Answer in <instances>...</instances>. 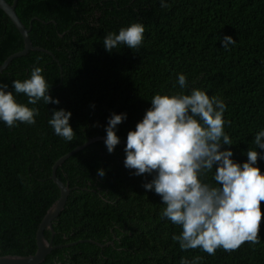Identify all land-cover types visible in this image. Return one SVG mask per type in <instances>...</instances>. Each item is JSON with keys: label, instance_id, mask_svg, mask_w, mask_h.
I'll return each mask as SVG.
<instances>
[{"label": "trees", "instance_id": "1", "mask_svg": "<svg viewBox=\"0 0 264 264\" xmlns=\"http://www.w3.org/2000/svg\"><path fill=\"white\" fill-rule=\"evenodd\" d=\"M9 5L13 0H5ZM17 0L15 13L34 47L0 72L18 102L13 80L29 78L34 67L51 86L59 104L42 101L35 125L9 128L0 122V257L29 256L35 234L59 190L50 180L53 164L74 148L106 136L112 113H126L117 127L120 140L134 130L157 92H180L177 75L209 97L222 98L225 132L233 142L236 162L255 150L254 137L264 128V0ZM132 23L145 28L137 50L121 45L105 51L103 39ZM236 43L226 49L221 41ZM24 47L18 30L0 10V66ZM94 105V107H93ZM53 109L72 113V142L53 133ZM125 145L113 153L96 141L69 157L56 171L70 189L65 207L52 222L53 246L42 264H264V201L260 202V242H244L237 250L223 248L210 256L201 248L183 251L174 235L182 229L161 218L165 207L143 184L152 177L134 176L124 167ZM258 152L264 151L257 149ZM264 174V160H258ZM105 176L98 175V169ZM212 174L208 176L211 182ZM50 238V232H44ZM53 254V258H52ZM51 257L52 261L48 258Z\"/></svg>", "mask_w": 264, "mask_h": 264}, {"label": "clouds", "instance_id": "2", "mask_svg": "<svg viewBox=\"0 0 264 264\" xmlns=\"http://www.w3.org/2000/svg\"><path fill=\"white\" fill-rule=\"evenodd\" d=\"M161 7H170L160 0ZM145 28L142 23H132L116 32H108L103 39L106 52L112 53L121 45L137 50L142 46ZM224 48L236 41L230 36L221 41ZM42 68L34 67L29 78L12 82L14 92L28 97L27 105L17 101L7 84H0V122L9 128L18 122L35 125L40 115L35 107L41 101L48 105L59 104L50 95L51 86L42 75ZM180 92H157L150 100L134 130L120 140L117 127L127 119L126 113H112L107 119L104 144L109 154L121 141H126L123 161L134 176L147 174L150 182L142 186L154 191L165 206L161 218L179 226L180 235L173 239L181 250L201 248L215 256L218 248L226 252L237 250L244 242H260V202L264 201V174L258 160H264V128L254 137L255 150H247L246 162H236L230 150L233 142L225 132L224 113L227 105L222 98L209 95L192 87L187 76L177 75ZM94 107V105H93ZM72 113L53 109L48 125L53 133L66 142H72L75 132L70 125ZM103 178L105 170H97ZM212 174L211 182L208 180ZM182 258L180 264H199Z\"/></svg>", "mask_w": 264, "mask_h": 264}, {"label": "water", "instance_id": "3", "mask_svg": "<svg viewBox=\"0 0 264 264\" xmlns=\"http://www.w3.org/2000/svg\"><path fill=\"white\" fill-rule=\"evenodd\" d=\"M17 0H13L12 4L9 5L5 0H0V10L3 11L15 28L18 30L19 34L23 39L24 47L20 52L14 53L10 55L0 66V72H2L9 63L19 57H24L30 51L35 52H46L50 54L48 51L34 47L28 37V33L30 32L31 25L27 28L22 24L15 13ZM105 136H98L96 138L90 139L84 144L74 148L64 156L60 157L51 168L50 180L59 190V198L58 200L47 210L44 217L42 218L36 234H35V243H36V251L33 255L29 256H18V255H7L0 257V264H42L44 262L45 257L50 254L52 251L61 248V246H53L51 243V237L54 235V231L52 229V222L58 217V215L63 211L68 195L70 193V189L67 185H64L56 176L57 169L72 155L81 151L89 144L96 141H104ZM121 145L126 144V141H121ZM50 232V239H46L44 236V232Z\"/></svg>", "mask_w": 264, "mask_h": 264}, {"label": "flooded vegetation", "instance_id": "4", "mask_svg": "<svg viewBox=\"0 0 264 264\" xmlns=\"http://www.w3.org/2000/svg\"><path fill=\"white\" fill-rule=\"evenodd\" d=\"M45 236V235H44ZM53 237H54V235L51 237V243H53L52 241H53ZM46 239H50V238H48V237H45ZM53 245V244H52ZM51 254V253H50ZM49 255V254H48ZM52 258H53V254H52ZM49 260H51L52 261V259H51V257H49L48 258Z\"/></svg>", "mask_w": 264, "mask_h": 264}]
</instances>
